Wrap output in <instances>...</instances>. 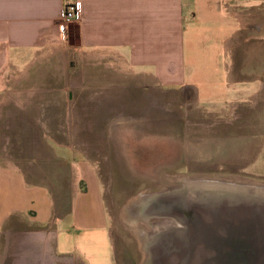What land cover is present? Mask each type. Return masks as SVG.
I'll return each mask as SVG.
<instances>
[{
    "label": "rangeland",
    "instance_id": "374dc122",
    "mask_svg": "<svg viewBox=\"0 0 264 264\" xmlns=\"http://www.w3.org/2000/svg\"><path fill=\"white\" fill-rule=\"evenodd\" d=\"M257 3L251 0L250 6ZM71 26L61 32L65 43L52 55H40L52 59L37 64L44 74L41 90L28 91L38 76L34 68L26 92L13 95L23 104L18 107L13 100L10 110L0 111V156L4 134L11 133L6 124L15 118L37 117L47 135L60 143L69 138L64 144L75 151L76 166L65 181L83 187L77 164L87 160L96 166L106 191L116 264H146L141 235L161 241L151 254L155 264L164 262L159 256L165 239L177 249L170 264H264V93L251 98L258 83L252 87L227 72L220 99L196 96L197 103L191 91L181 90V82H147L142 75L123 76L109 58L101 65L89 61L78 45L81 26L68 39ZM253 26L254 34L259 24ZM231 62L229 56L222 66L228 70ZM258 65V57L250 58L246 72L251 75ZM190 82L186 79L185 85ZM29 128L27 134L33 132ZM52 162L51 157L44 167L51 168ZM201 182L216 187H190ZM221 184L240 190L218 188ZM141 195L152 196L156 210H174L180 220L149 216L129 221L127 207ZM12 242L10 247L5 240L0 244V264L19 259ZM28 256L34 264V254ZM108 261L102 255L98 262Z\"/></svg>",
    "mask_w": 264,
    "mask_h": 264
},
{
    "label": "crops",
    "instance_id": "0c3cea01",
    "mask_svg": "<svg viewBox=\"0 0 264 264\" xmlns=\"http://www.w3.org/2000/svg\"><path fill=\"white\" fill-rule=\"evenodd\" d=\"M75 1L81 4L82 19L69 27L68 39L81 26L78 45L89 61L101 65L109 58L123 76L130 72L147 82H181V90L191 91L197 103L196 96L220 99L227 72L252 87L258 83L251 98L264 93V0L254 6L251 0ZM68 3L73 2L0 0L1 114L11 109L14 94L26 92L34 68L38 76L28 91L41 90L39 65L52 59L40 55H52L65 43L59 22ZM253 24H259L254 34ZM229 56L226 70L222 65ZM254 56L259 65L249 75ZM186 79L193 82L185 85ZM21 103L15 101L18 107ZM26 127L33 132L27 134ZM6 128L11 133L4 134L0 156V244H16L19 259L13 264H30L29 251L34 264H99L102 255L116 264L106 191L96 166L87 160L77 164L84 186H76L73 179L65 181L76 166L75 151L64 144L69 138L60 143L47 135L37 117L15 118ZM51 157V168L44 167Z\"/></svg>",
    "mask_w": 264,
    "mask_h": 264
},
{
    "label": "bare ground",
    "instance_id": "6f19581e",
    "mask_svg": "<svg viewBox=\"0 0 264 264\" xmlns=\"http://www.w3.org/2000/svg\"><path fill=\"white\" fill-rule=\"evenodd\" d=\"M198 185H202L204 187H216V185H214V184H205L202 182L197 183V184H192V185H190V187L198 186ZM221 185L222 186H218V188L227 189V190H231V191H233L234 189L240 190V186H235V185H231V184H221ZM154 201H155L154 198L150 195H141L137 201H135L134 203H132L130 206L127 207V212H128L129 217H130L129 221L134 222L136 220H139L137 218L146 219L149 216L150 217L156 216L158 218L175 217L176 221H177V219L180 220L181 216H180V218H178V216H175L174 210H170L167 208H165L164 210L162 209L160 211L158 209L156 210L155 205H152L154 203ZM150 205H152V207H150L149 211H148L147 209ZM174 209H177V208H174ZM157 231H159V228L154 227L153 232H156V234H157L158 233ZM166 237L167 236H165V235L163 236V238H166ZM139 238H140V241L143 245V248L145 249V252L148 254L146 264H155L154 257H151V254L152 253L155 254V252L160 249V246L158 245V243L161 241L157 240V238L156 239L155 238L148 239V238H146L145 235H141V236H139ZM180 249L185 251L184 246H182ZM159 257H160V259H162L164 256H159ZM167 258H170V257H167ZM157 261H159V260H157ZM170 261L171 260H165L163 262V264H170Z\"/></svg>",
    "mask_w": 264,
    "mask_h": 264
},
{
    "label": "built area",
    "instance_id": "2783aa9c",
    "mask_svg": "<svg viewBox=\"0 0 264 264\" xmlns=\"http://www.w3.org/2000/svg\"><path fill=\"white\" fill-rule=\"evenodd\" d=\"M82 19V8L79 2L75 4H66L60 16L59 28L62 33H66L69 25L78 24Z\"/></svg>",
    "mask_w": 264,
    "mask_h": 264
},
{
    "label": "flooded vegetation",
    "instance_id": "af4514ba",
    "mask_svg": "<svg viewBox=\"0 0 264 264\" xmlns=\"http://www.w3.org/2000/svg\"><path fill=\"white\" fill-rule=\"evenodd\" d=\"M179 235V234H178ZM175 235H173V236H170V238H172V237H174ZM169 237V236H168ZM180 237V236H179ZM181 238V237H180ZM162 252H163V254H162V256H164L163 258H162V260H168L169 258H167V257H170V254L171 253H176V251L175 250H177L176 249V246L174 245V242L172 241V243H171V240L170 239H168V242H166V239H165V241L163 242V246H162ZM172 251V252H171ZM166 254V255H165ZM168 255V256H167ZM163 263V262H162Z\"/></svg>",
    "mask_w": 264,
    "mask_h": 264
},
{
    "label": "water",
    "instance_id": "95a60500",
    "mask_svg": "<svg viewBox=\"0 0 264 264\" xmlns=\"http://www.w3.org/2000/svg\"><path fill=\"white\" fill-rule=\"evenodd\" d=\"M175 206V205H174ZM175 207H178L177 205L175 206ZM184 215V214H183ZM185 217V216H184ZM258 246H260V245H258Z\"/></svg>",
    "mask_w": 264,
    "mask_h": 264
}]
</instances>
